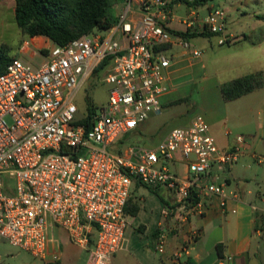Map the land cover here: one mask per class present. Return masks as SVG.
Masks as SVG:
<instances>
[{
	"label": "built area",
	"instance_id": "1",
	"mask_svg": "<svg viewBox=\"0 0 264 264\" xmlns=\"http://www.w3.org/2000/svg\"><path fill=\"white\" fill-rule=\"evenodd\" d=\"M172 1L121 0L116 23L107 31L54 45L40 54L38 65L13 58L0 74V240L43 264H58L57 252L47 258L48 229L55 226L87 250L85 264H112L128 226L124 209L132 183L170 192L180 223L201 214L203 199L211 195L225 204L226 182L217 184L211 168L224 173L236 164L243 136L219 150L204 119L194 116L154 147H121L123 137L161 111L170 66L165 47L201 55L168 28L172 19L189 35L212 34L219 45L231 40L223 9L207 7L201 17L196 0H187L176 4L185 7L184 15L174 17ZM105 60L101 80L109 86L108 97L86 123L87 115L76 118L74 99ZM176 153L185 162V178L168 167ZM198 237L190 229L172 262L187 259ZM165 244L160 234L157 254Z\"/></svg>",
	"mask_w": 264,
	"mask_h": 264
},
{
	"label": "crops",
	"instance_id": "2",
	"mask_svg": "<svg viewBox=\"0 0 264 264\" xmlns=\"http://www.w3.org/2000/svg\"><path fill=\"white\" fill-rule=\"evenodd\" d=\"M120 7L121 3L115 5V12ZM175 9L176 5L174 14ZM259 16L264 14L254 15L257 21L264 22L258 19ZM173 20L177 23L176 27L172 26ZM226 21L227 34H231L234 39L229 44L220 45L226 48L210 60L214 66L213 76L217 79L216 90H219L222 83L255 72H261L264 76V36L257 41L251 36H246L249 39L245 40L243 33L239 36L230 32L229 12L226 13ZM168 28L176 32L181 30V25L176 19H172ZM192 39L189 40L190 44ZM53 46L49 39L38 36L25 40L19 52L22 59L38 65L43 61L40 54L46 53ZM165 48L166 55L170 58V66L167 71L168 92L163 96L161 109L165 103L186 100L184 96L180 98L175 96L177 91L184 87L179 80L191 76L201 62L200 57H192L189 51L179 46ZM219 62L222 65L218 64ZM200 68H205L204 63H201ZM207 78L201 76L200 80L202 82ZM229 102L235 104L232 110L225 112L222 121L208 126L209 134L219 150L235 145L237 135L244 138L236 164L224 173H219L216 165L211 168V175H218V179L215 180L217 184L226 182L225 204L222 206L220 198L211 195L203 199L201 214H195L186 223H180L175 214L163 215V211L170 212L168 207L174 204L170 192L163 188L158 190L169 205L166 207L155 193L132 183L129 205L137 204L139 209L134 216H127L128 226L123 246L113 256L112 264H255L254 259L264 264L259 256L260 245L256 242L264 235V117L259 118L264 114V87ZM160 113L161 111L155 115ZM190 121L191 119H187L179 127L188 126ZM170 131L166 132L160 141ZM255 156L261 157V161H257L259 167L252 168L250 162L258 158ZM170 170L180 178L186 177V165L179 153L174 155ZM254 185L257 187L256 190ZM190 229H195L199 233L190 256L181 259L179 263L172 262V254L185 243ZM160 234L166 236L165 251L161 255L155 251L156 239ZM48 237L47 258L57 252L58 264H85L87 250L73 244L63 229H48ZM218 247L223 258H220Z\"/></svg>",
	"mask_w": 264,
	"mask_h": 264
},
{
	"label": "rangeland",
	"instance_id": "3",
	"mask_svg": "<svg viewBox=\"0 0 264 264\" xmlns=\"http://www.w3.org/2000/svg\"><path fill=\"white\" fill-rule=\"evenodd\" d=\"M208 6L221 8L226 13L229 12L231 33L238 34L239 36L243 33L245 36H251L252 39H260L264 36V22L257 21L254 17L256 14H264V0H210L201 7H198L199 16H206ZM184 13L185 7L178 5L176 6L174 17H181ZM172 26H177L175 20H173ZM225 34L231 36V40L228 42L234 39L231 34H227V29L225 30ZM27 39L16 26L14 20V0H0V47L5 48V54L8 57L21 58L19 48ZM217 42V36H200L191 40V46L201 53L199 58L201 62L199 66H196L197 68L194 69V73L191 76L182 77L179 80L184 84V87L180 88L175 96L176 98L184 96L186 100L172 104L165 103L160 114H151L136 133L123 137L121 147L123 144L139 148L154 147L166 132L181 126L187 119H191L194 116H201L208 126L223 120L225 112L229 109L232 110L235 104L234 102L223 100L221 91L219 92V90L220 86L224 83L219 85V90H216L215 87L217 79L213 76L214 66L210 60L214 58L215 54L217 56L221 50L226 48V46H220ZM201 63H204V69L200 68ZM218 64L222 65L221 62ZM104 76V70L96 73L78 90L74 99L78 109L76 118H83L87 115L88 102L96 109V112L105 105L109 86L101 80ZM201 76H207L208 78L201 82ZM162 102L163 97L160 98L161 106ZM262 117H264V114L259 116V118ZM257 121L260 122L259 120ZM259 160L261 161V157H258L256 160L253 159L250 162V166L252 168L259 167L257 162ZM170 165L171 163L168 165L169 168ZM254 189H257L255 185ZM52 228L57 229L55 226L49 229ZM256 242L260 245L259 256L264 262V235ZM253 246L255 249L256 244ZM255 252L256 254L258 253L257 249H255ZM253 262L260 264L258 259H254ZM0 264H43V261L32 257L28 252L18 247L0 240Z\"/></svg>",
	"mask_w": 264,
	"mask_h": 264
},
{
	"label": "trees",
	"instance_id": "4",
	"mask_svg": "<svg viewBox=\"0 0 264 264\" xmlns=\"http://www.w3.org/2000/svg\"><path fill=\"white\" fill-rule=\"evenodd\" d=\"M209 0H196L195 7H201ZM187 0H173L170 7L178 3H186ZM121 3V0H14V20L17 28L27 38L45 37L54 45L62 46L82 35L91 32L103 33L116 23L117 12L114 6ZM258 19L264 21V16ZM174 32V31H173ZM186 40L195 37H213L212 34L189 35L176 31ZM247 40L248 37L244 36ZM255 39L254 41H257ZM228 42L227 44H229ZM43 52V51H41ZM13 58L5 54V48L0 47V74ZM108 61H103L95 70L94 74L105 69ZM264 87V76L261 72H255L240 78L226 82L220 86L224 101H233L257 89ZM94 108L91 103L87 105V123L93 114ZM149 190V189H148ZM159 189L149 190L155 193L164 206L169 205L158 192ZM129 199L125 206V214L134 216L138 212V205H129ZM173 215L174 205L168 207ZM220 258H223L218 247Z\"/></svg>",
	"mask_w": 264,
	"mask_h": 264
}]
</instances>
